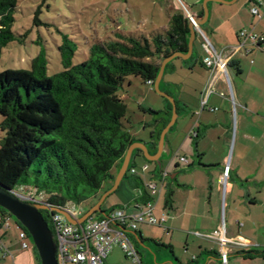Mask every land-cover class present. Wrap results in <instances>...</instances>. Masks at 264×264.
I'll list each match as a JSON object with an SVG mask.
<instances>
[{
	"label": "crops",
	"instance_id": "crops-1",
	"mask_svg": "<svg viewBox=\"0 0 264 264\" xmlns=\"http://www.w3.org/2000/svg\"><path fill=\"white\" fill-rule=\"evenodd\" d=\"M223 1L229 3L207 4L208 17L200 30L210 38L220 60L227 62L226 74L204 65L208 55L196 33L200 41L194 40L191 55L168 61L159 84L175 105L176 116L159 157L160 161L164 153L172 155L169 166L173 172L163 170L166 176L162 181L157 165L143 155L144 162L137 168L136 158L140 156L134 150L135 164L126 172L130 181L123 183V177L114 193L117 207L126 212L151 202L154 217L164 218L162 225L142 224L128 233L132 244L138 246L140 264H221L224 251L228 253L226 264H264V248L259 250L261 246L252 240L261 227L259 223L264 222V213L260 215L257 209L264 208V43L257 48L247 41L245 49L235 51L241 32L264 37V0ZM194 2L185 3L188 13L202 17L200 1ZM253 8L258 9V18L251 14ZM180 10L173 7L174 13ZM199 43L201 49L197 46L195 51ZM177 58L189 61L174 63ZM144 86L146 93L155 92L153 85ZM168 103L158 106L162 110ZM164 118L156 126L144 121L140 132L132 129L127 118L135 143H143L150 156L156 154L160 135L171 120L166 123ZM187 156L191 160L181 163L179 159ZM120 167L119 163L114 168L113 177ZM150 182L157 187L154 195L147 188ZM111 185L105 182L103 188L107 189L103 191ZM79 213L78 219L84 215ZM223 217L224 224H220ZM6 221L7 228L0 222V264H40L27 240L28 248H22L18 226L10 225L9 218ZM215 233L227 243L215 238ZM116 248L107 256L106 264H118Z\"/></svg>",
	"mask_w": 264,
	"mask_h": 264
},
{
	"label": "trees",
	"instance_id": "trees-1",
	"mask_svg": "<svg viewBox=\"0 0 264 264\" xmlns=\"http://www.w3.org/2000/svg\"><path fill=\"white\" fill-rule=\"evenodd\" d=\"M16 7L17 0H0V56L18 38L12 31ZM38 9L34 26L44 25ZM188 24L185 14L177 11L163 35L115 33L113 39L92 43L87 58L75 65L77 43L61 34L57 47L61 71L48 76L41 48L28 70L0 72V130L4 133L0 174L6 173L0 183H8L5 187L12 191L23 188L36 197L44 196L57 208L100 197L112 170L135 143L128 129L127 107L118 92L129 77L153 85L163 59L186 53ZM168 110L170 117L169 103ZM134 152L142 157L140 150ZM10 216L0 208L1 222ZM16 225L29 237L17 221Z\"/></svg>",
	"mask_w": 264,
	"mask_h": 264
},
{
	"label": "rangeland",
	"instance_id": "rangeland-1",
	"mask_svg": "<svg viewBox=\"0 0 264 264\" xmlns=\"http://www.w3.org/2000/svg\"><path fill=\"white\" fill-rule=\"evenodd\" d=\"M176 6L180 7L177 0H17L12 31L18 38L17 41L8 44L2 50L0 72L6 70H28L31 61L37 56L41 48L46 53L48 76L61 71L60 56L57 51L61 34L67 35L77 43L78 50L73 58L74 65L83 62L87 58L88 47L92 43H102L113 39L115 33L141 34L144 36L151 33L163 35L168 26L170 16L174 14L173 7ZM38 7V19L44 25L34 26L33 16ZM180 11L184 13L182 9ZM207 39L211 43L210 38L207 37ZM197 46L201 49V44L199 43L198 45L196 44L195 51ZM183 61L188 62L189 60L177 58L174 63L181 64ZM144 85L145 83L139 78L129 77L118 92L127 107V118L130 120L132 129L139 132L142 130L141 126L144 121L151 126H156L163 116L166 120L170 118L167 114L169 113L168 108L161 110L158 106L161 102L167 105V100L155 92L147 91L146 93ZM163 89L161 84L160 91ZM156 109L160 111L157 114L147 112L148 110L157 112ZM3 135L4 133L0 130V139ZM187 158V162L191 160L189 156ZM134 159L135 157H132L131 163L135 164ZM171 159V154H163L160 159L162 170L167 168L169 172H173V166H169ZM142 162H144L142 157L136 158V167L139 168ZM148 165L153 169L154 165L152 163ZM113 171L114 169L112 173ZM112 173L111 177L106 180L107 183L111 182V187L118 174L113 177ZM5 175L6 173L0 174V179L4 180ZM127 180L126 175L123 183L126 184ZM3 185L9 186L6 182ZM105 189L107 188L102 186L98 194L102 195L109 190L103 191ZM14 191L22 192L23 194L28 193L23 188H15ZM114 193L108 196L102 204L103 209L109 208V210H113L121 208L117 207L118 204ZM92 201L93 199L77 205L78 212L86 213L91 208L90 204H92ZM257 209L260 215L264 213V208L257 207ZM92 218L98 219L100 216L94 214ZM222 220L220 224H224V217ZM9 223L10 225L16 224V220L10 216ZM260 224L261 227L257 231L256 237L252 240L261 246L259 250H262L264 248L263 219ZM26 240L33 246L30 237L27 236ZM116 249L119 256L118 264H135L132 260L126 258L120 248ZM138 256L140 259L139 253Z\"/></svg>",
	"mask_w": 264,
	"mask_h": 264
},
{
	"label": "built area",
	"instance_id": "built-area-1",
	"mask_svg": "<svg viewBox=\"0 0 264 264\" xmlns=\"http://www.w3.org/2000/svg\"><path fill=\"white\" fill-rule=\"evenodd\" d=\"M251 14L258 18V9H251ZM188 21L197 29V33L204 42V49L208 55L203 60L204 65L212 71L217 68L220 72L226 74L227 62L220 60L218 54L196 25L195 17L190 15ZM239 38L240 42L235 47V51H239L242 48L245 49L247 41H250L253 46L264 42V37H258L255 34L246 32H241ZM147 84L152 86L151 82ZM208 92L207 90L205 91V96ZM204 104L205 98L201 102L202 107ZM179 160L181 163L187 164L186 159L180 158ZM142 169L146 170L147 165H144ZM130 172L133 174L135 171L131 169ZM165 176V174H162V181ZM147 188L152 195L157 192L156 184L153 182L148 183ZM20 198L23 201L37 203L51 210H64L73 219H78L80 214L76 205H69L63 208L53 207L48 204L44 196L36 197L31 193H27L20 194ZM41 212L43 217L47 218L48 227L53 235L57 264H106L107 256L115 247L120 248L126 258L136 264H140L138 253L128 233L137 231L142 224L157 226L164 223V218L156 219L154 217L151 202L136 206V210L133 212H126L124 208L108 210L103 217L98 219L89 218L81 225H72L67 222L64 216L53 211L43 210ZM1 226L7 228L8 222L3 220ZM214 237L223 243H227V240L222 238L219 233H215ZM19 239L21 240L22 248L27 249V236L24 231L19 232ZM227 260L228 253L224 251L220 254V263L226 264Z\"/></svg>",
	"mask_w": 264,
	"mask_h": 264
},
{
	"label": "water",
	"instance_id": "water-1",
	"mask_svg": "<svg viewBox=\"0 0 264 264\" xmlns=\"http://www.w3.org/2000/svg\"><path fill=\"white\" fill-rule=\"evenodd\" d=\"M177 1L181 9L183 10L185 16L188 19L190 14L186 10L185 3L190 5L189 3L190 0H177ZM199 1H202L201 5L203 9V16L199 18H195V23L198 26V28H200V26H202L207 20V17H208L207 4L209 2L214 1L216 3H222V4L229 3L223 0H195V2L197 3ZM188 29H189V39L187 43V52L184 54L176 52L172 54L171 56L163 59L160 64L157 77L155 81L153 82V89L155 93L163 97L164 99L168 100L172 105V118L169 124L163 129L160 135L156 154L150 156L148 154L146 146L143 143H133L132 145H130V147L127 149L124 155V159L122 161L121 167L119 169V172L117 174V177L115 178V181L111 189H109L107 192L102 194L100 198L98 199V201L86 213H84V215L81 218L73 219L64 210H61V209L51 210L37 203L23 201L20 198V194H23L22 192H16L14 190L12 191L11 189L0 184V208L6 211L7 213H9L27 231L29 237L32 240V244L37 252L40 264H57L56 246L53 241V235L41 211L46 210L48 212L49 211L56 212L64 216L67 222L72 225H81L87 219L92 218L94 214H97L100 217H103L105 213L104 211H102L101 206L106 200V198L118 189V186L121 180L123 179L126 172L128 171V166L130 164L132 153L134 150H140L146 161L154 162L159 168V171L162 174L166 175V172L161 169V163L159 161V157L162 153L163 140H164L165 134L168 132L169 127L172 125L174 116H176V114H175V105H174L173 99L167 93H163L160 91L159 84L161 82L164 67L166 63L172 60L174 57L183 58L185 55H191L193 51L194 40L197 39L198 41H200L196 37L197 29L193 26L191 22H189L188 24ZM141 246L144 247L143 244H141Z\"/></svg>",
	"mask_w": 264,
	"mask_h": 264
},
{
	"label": "flooded vegetation",
	"instance_id": "flooded-vegetation-1",
	"mask_svg": "<svg viewBox=\"0 0 264 264\" xmlns=\"http://www.w3.org/2000/svg\"><path fill=\"white\" fill-rule=\"evenodd\" d=\"M201 2H202V1H200V4H201ZM99 198H100V197H98L96 200L93 199L92 204H90V207H92V206L98 201Z\"/></svg>",
	"mask_w": 264,
	"mask_h": 264
}]
</instances>
